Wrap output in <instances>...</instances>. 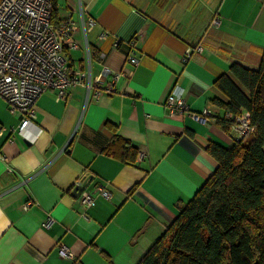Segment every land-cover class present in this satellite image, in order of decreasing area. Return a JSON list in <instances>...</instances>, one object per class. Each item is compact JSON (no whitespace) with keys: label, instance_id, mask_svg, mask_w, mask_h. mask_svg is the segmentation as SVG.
Returning a JSON list of instances; mask_svg holds the SVG:
<instances>
[{"label":"crops","instance_id":"1","mask_svg":"<svg viewBox=\"0 0 264 264\" xmlns=\"http://www.w3.org/2000/svg\"><path fill=\"white\" fill-rule=\"evenodd\" d=\"M56 1L59 19L71 11L76 25L68 64L89 66L101 84L103 64L122 74L98 99L81 86L64 100L42 92L24 136L11 133L20 120L0 97V264H136L216 169L204 145L235 137L219 124L225 110L214 99L225 96L215 80L234 62L257 68L264 0ZM169 93L210 115L170 116ZM113 141L118 152L124 141L136 148L135 161L107 153ZM87 181L110 197L84 207L74 188ZM60 242L70 257L58 254Z\"/></svg>","mask_w":264,"mask_h":264},{"label":"trees","instance_id":"2","mask_svg":"<svg viewBox=\"0 0 264 264\" xmlns=\"http://www.w3.org/2000/svg\"><path fill=\"white\" fill-rule=\"evenodd\" d=\"M50 1L51 22L57 23L58 2ZM228 68L215 80L225 99L214 102L225 113L245 114L253 130L227 146L204 145L216 169L177 204L175 219L136 264H264V49L257 68L236 62ZM219 124L228 130L225 115ZM114 141L105 151L133 163L138 150L124 141L118 152Z\"/></svg>","mask_w":264,"mask_h":264},{"label":"built area","instance_id":"3","mask_svg":"<svg viewBox=\"0 0 264 264\" xmlns=\"http://www.w3.org/2000/svg\"><path fill=\"white\" fill-rule=\"evenodd\" d=\"M51 11L50 0H0V97L10 113L20 120L16 128H11V133L23 135L27 124L33 123L36 99L42 92L51 89L58 100H64L71 88L81 86L85 89V98L98 99L113 92V84L122 74L103 64L101 73L108 76V81L101 84L99 76L91 74L89 66L83 70L70 66L64 49L77 46L72 37L76 29L72 13L69 11L57 23H52ZM82 22L85 29L93 19L87 18ZM131 43H135L133 39ZM126 58L132 65L138 62L134 49ZM164 105L170 116L186 113L194 119L205 120L210 115L207 109L200 113L190 112L184 99L176 93L167 94ZM224 115L229 121L228 131L236 138L253 130L245 114L226 112ZM141 156L139 154L138 157ZM0 159L7 160L1 154ZM110 194L106 186L97 184L90 190L83 189L79 196L82 205L89 207L97 196L109 198ZM30 203H23V209H27ZM51 221L48 218L44 224ZM57 246L61 257L71 256L65 244L60 242Z\"/></svg>","mask_w":264,"mask_h":264},{"label":"water","instance_id":"4","mask_svg":"<svg viewBox=\"0 0 264 264\" xmlns=\"http://www.w3.org/2000/svg\"><path fill=\"white\" fill-rule=\"evenodd\" d=\"M87 183H89V181H87L83 185L75 186V188H74L75 194H79L84 189V187L87 185Z\"/></svg>","mask_w":264,"mask_h":264}]
</instances>
